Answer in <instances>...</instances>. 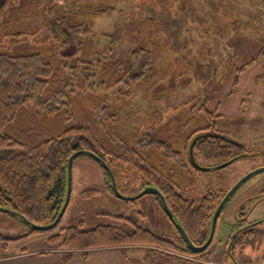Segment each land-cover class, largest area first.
Segmentation results:
<instances>
[{
  "label": "trees",
  "instance_id": "1",
  "mask_svg": "<svg viewBox=\"0 0 264 264\" xmlns=\"http://www.w3.org/2000/svg\"><path fill=\"white\" fill-rule=\"evenodd\" d=\"M146 2L148 1L20 0L17 4L10 5L6 20L16 16L7 25H18L16 27L19 28L0 33V206L21 213L35 224L50 225L56 220L65 201L66 165L74 152L88 150L100 156L112 169L117 182L120 175L117 166L121 165V161L126 162L131 156H138V153L141 155L137 149L130 151L129 143H123L125 145L119 147L123 144L114 141L109 136L110 132L105 129V123L90 112H97L100 107L105 110L102 105L106 101L111 102L112 96L130 95L132 90L144 84L147 66L150 65L147 61L156 54L152 47L162 50L163 46L166 49L162 52L169 55L170 48L161 42L155 43L153 39L155 35L162 34L166 42L169 39L166 34L168 30H161V22L154 23V20L149 25L143 21L140 11ZM154 3L161 4L158 8L165 12L171 9L173 2L162 0ZM218 5L220 9L226 10L225 16L229 17L231 9L223 2H218ZM134 12L136 16L133 15ZM110 21L113 24L107 23ZM194 21L189 27L195 31L192 39L196 40L200 28H195ZM218 21L222 26L219 27L221 31L224 26L223 18ZM28 23L30 24L27 25ZM105 23L107 27H104ZM132 31L135 33L132 34ZM144 40L145 44L141 46ZM121 46L131 49L130 53L123 55ZM188 60L191 62V59ZM180 62L183 65V61ZM250 65L248 63L238 69L235 86L239 84V73ZM256 83L264 90V74L256 78ZM117 101L112 100V104ZM79 104L93 109L84 108L83 113L85 110L90 111L86 112L84 120L74 118V123H71L73 119H67L65 122L69 124L56 135L49 136L47 130L33 131L30 128L32 120L26 129L31 133L20 130L22 113L31 114L32 110H36L38 114H56L66 109V114L70 116L72 110L78 109ZM203 112L214 116L207 109ZM192 119L187 120L185 125H178L170 140L156 142L150 135L142 137L137 147L145 151L143 154L149 155L147 158L158 163L149 164L144 158L147 163L142 167L135 166L144 186H156L162 192L184 230L189 235L202 238L207 231L211 214L226 193H210L199 205L191 203L180 194L181 184L188 183L187 173H191V168L196 173H202L191 163V141L198 137L193 145L197 163L198 158H203L216 161L219 166L244 157L232 153L234 144L224 140V134L205 132L206 130L189 135L183 133ZM102 129L106 131L105 136L100 133ZM102 170L111 191L108 174L103 168ZM98 193L97 190H88L82 193V197L90 198ZM164 215L166 216L165 213ZM122 219L132 223L135 228L130 231L111 225H101L90 230L66 227L61 229L60 234L50 237L49 242L64 251L61 264H69L75 253L90 249L116 248L128 259V247L145 251L143 264H194L167 254V251H174L195 255L188 248H179L173 240H169V236L137 226L128 218ZM36 233L41 232L30 229L25 236ZM0 240L17 239L0 236ZM209 255L202 256L201 259H210L211 254ZM83 258H87L86 254ZM128 260L130 263L140 264L137 260Z\"/></svg>",
  "mask_w": 264,
  "mask_h": 264
},
{
  "label": "rangeland",
  "instance_id": "2",
  "mask_svg": "<svg viewBox=\"0 0 264 264\" xmlns=\"http://www.w3.org/2000/svg\"><path fill=\"white\" fill-rule=\"evenodd\" d=\"M19 1L0 0V5L3 2L0 7V33L19 28L16 27L18 25H9L10 27L7 25L16 15L11 20H6L10 5ZM147 1L143 4L140 14L144 17L145 23L149 24L155 20L154 23L163 24L161 28L163 32L165 29L168 30L166 34L169 35V39L166 42L162 34L155 35L153 39L155 43L161 42L170 48L169 55L162 52L166 49L163 46L162 50L152 47L156 54L147 61L150 65L147 66L144 84L132 90L130 95L112 96L114 102L118 101L116 104H112V100L103 103L105 110L100 107L97 112L85 111L97 115L100 121L105 123V129L110 132L109 136L114 141L129 143L130 151L137 149L141 154L137 152L138 156L133 155L130 160L121 161V165L117 166L120 171L117 186L120 193L125 196H135L144 188V181L136 166L142 167L147 162L155 165L158 163L152 158H147L149 155L143 154L145 151L137 147L142 137L150 135L156 142L170 140L178 125H185L187 120L193 118L183 133L189 135L203 130L216 131L233 141L232 153L246 157L229 167L213 172L199 174L191 168V173H187L188 183L181 184L180 194L191 203L199 205L210 193L225 194L241 178L264 168V90L256 83V78L264 74V2L172 0L171 9L162 12L158 8L161 4L154 3L162 0ZM218 2L225 3L227 8L231 9L229 17L225 16L226 10L219 8ZM213 3L214 6H211ZM133 15L136 16V13ZM34 18L38 19V16ZM222 18L224 26L220 31L219 27L222 26L218 19ZM192 21L196 22L195 28H200L196 40L192 39L195 31L189 27ZM107 23L113 24L111 21ZM102 27L103 25L100 28ZM104 27H107L106 23ZM146 30L149 31V28ZM133 33L135 32L132 31ZM142 43L141 46L145 44V40ZM193 49L195 51H192ZM120 51L123 55H128L131 49L121 46ZM260 54L262 57H259ZM188 59H191L193 65ZM180 60L183 61V65L179 64ZM248 63L251 65L239 73V84L235 86L238 69ZM84 108L93 109L79 104L78 109L72 110L70 116L66 114L68 111L66 109L56 114H38L36 110H32L31 114L22 113L19 127L24 133H31L26 129L32 120L30 128L33 131L47 130L49 136L56 135L69 124L65 122L67 119H73L71 123H74V118L84 120L87 115L86 112L83 113ZM205 109L214 116L206 115L203 112ZM211 127L213 128L210 129ZM101 132L104 134L102 136H105L106 131L102 129ZM198 163L205 167L217 166L216 161H207L203 158H198ZM107 183L100 165L89 156H80L73 163L70 202L57 228L25 236L29 229L23 222L0 212V236L17 239L0 240V247L4 248H1L0 252L5 253L8 258L7 264L52 263L54 257H47L49 252L41 254L38 251L55 247L49 242L50 237L60 234L61 229L66 227L90 230L101 225H111L131 231L135 226L122 219L128 218L137 226L159 234L173 231V226L153 195L144 196L136 201H124L112 194ZM88 190H97L99 193L90 198H83L82 193ZM255 195H261L263 201L253 211L254 203L258 200L255 198L252 201ZM248 197L251 200L243 202ZM242 212L247 213L250 221L264 218V172L248 180L227 203L218 220L214 247L218 248L220 240L223 242L227 240L237 226L236 218L241 216ZM126 250L128 259L144 263V250L134 247H128ZM263 250L264 233L256 237L245 251L250 260L245 261L242 258L243 262L260 260ZM85 252L77 253L71 264H133L116 248ZM214 252V257L211 255V258L206 260L184 252L167 251V254L176 255L194 264H227L222 258V249H215ZM21 253H27V256L18 259L16 255ZM85 254L86 259L83 258ZM209 254L211 253L207 255L210 256Z\"/></svg>",
  "mask_w": 264,
  "mask_h": 264
},
{
  "label": "water",
  "instance_id": "3",
  "mask_svg": "<svg viewBox=\"0 0 264 264\" xmlns=\"http://www.w3.org/2000/svg\"><path fill=\"white\" fill-rule=\"evenodd\" d=\"M196 138H198V137H195L191 141V144L189 146V156H190V160H191L192 165L197 170H199L200 172H213L216 170H221L223 168L229 167L230 165H232L233 163H235L237 160L240 159L238 157V158L232 159V160L225 162V163H223L219 166H216V167L200 166L196 162V160L194 158V153H193V145H194L195 141L197 140ZM224 140L229 141L230 143H233V141H230L226 138ZM84 155L89 156L92 159H94L105 170V172L108 174V178H109V187H110L112 193L114 194V196H116L117 198L124 200V201L131 202V201L139 200V199H141L147 195L156 196L163 212L166 214V216L169 218V220L175 226V228L180 232L181 236L183 237V239L185 240V242L187 244V248L194 253H202V252L206 251L208 249V247L211 245L213 238H214L217 221H218L221 213L223 212L225 206L230 201V199L233 197V195L252 177H254L255 175H257L261 172H264V168H260L258 170H255V171L247 174L246 176L241 178L239 180V182H237V184H235L225 194V196L220 201L218 207L216 208V210L214 211V214L212 216L211 223H210L209 237H208L207 241L205 242V244L200 246V247H196L191 242L186 231L184 230V228L182 227L180 222L176 219L172 210L169 208L164 195L156 186L145 185L143 190L140 193H138L137 195L132 196V197L131 196H125V195L121 194L119 189H118V186H117L116 178H115L114 173H113L112 169L110 168V166L100 156H98L94 152H91L88 150H78V151L74 152L67 161V165H66L67 187H66L65 201H64V204H63L56 220L52 224L47 225V226H41V225L35 224V223L31 222L30 220H28L21 213L13 210L11 208L4 207V206H0V212L6 213L12 217L18 218L21 222H23L27 226V228L29 230L31 229V230L37 231V232H46V231H51V230L55 229L60 224L62 218L64 217L65 212H66L68 205H69V202H70V197H71V192H72V183H73V163L77 157L84 156ZM242 156L246 157V155H242Z\"/></svg>",
  "mask_w": 264,
  "mask_h": 264
},
{
  "label": "flooded vegetation",
  "instance_id": "4",
  "mask_svg": "<svg viewBox=\"0 0 264 264\" xmlns=\"http://www.w3.org/2000/svg\"><path fill=\"white\" fill-rule=\"evenodd\" d=\"M148 182H150V181H148ZM154 197H155V199H157L156 196H154ZM255 198H257L258 200H256L257 202L254 203L253 211L256 210L258 205L263 201L261 195H255L252 198V201ZM195 200L196 199H194V201ZM248 200L250 201L251 198L248 197L243 202H246ZM219 203H218V205H219ZM218 205H217V207H218ZM214 211L211 214L210 219L208 220L207 231L205 232L204 236H202V238L200 236L195 237V235H189L186 231L189 239L191 240V242L196 247H200V246L204 245L205 242L207 241V239L209 237V233H210V223H211V219H212V216L214 214ZM167 220L170 222V224L172 226H174L171 223V221L169 220V218H167ZM236 222H237V226L235 227L233 232L230 234V236L224 242L220 240L218 248H217L216 246L214 247V239L216 237L217 228H218V221H217L214 238H213L211 245L208 247V249L206 251H204L202 253H194L193 252L195 254L194 257L201 258L202 256H206L208 253H211V255H213V257H214L215 252L212 253L213 250L222 249L221 254H222V258L224 260V263L233 264V262H234L235 264H240L241 261L243 262L242 258H244L245 261L250 260L249 255H246L247 253H245V251L251 246L252 242L254 241V239L256 237H258L260 234L264 233V218H258V219H255L253 221H250L248 219L247 213L242 212L241 216L236 218ZM164 234L169 236V240L170 241L173 240L178 245L179 248L187 249V244H186L185 240L183 239L180 232L176 228H174L173 231H171L170 233H167V234L164 233ZM255 260L256 261L243 262L241 264H246V263L247 264H264V250L262 252V255L260 256V260H258V259H255Z\"/></svg>",
  "mask_w": 264,
  "mask_h": 264
},
{
  "label": "crops",
  "instance_id": "5",
  "mask_svg": "<svg viewBox=\"0 0 264 264\" xmlns=\"http://www.w3.org/2000/svg\"><path fill=\"white\" fill-rule=\"evenodd\" d=\"M5 247V246H4ZM2 246L0 247V250H1ZM4 249V248H2ZM93 250H97V249H90V250H86V252H90V251H93ZM4 252V250H3ZM39 253H46V252H49V255L47 257H54V261L50 264H61L62 263V254H63V250L59 247H53L51 249H47V250H44V251H38ZM85 252V253H86ZM77 253H80V252H77ZM77 253H75V255H77ZM37 255V254H36ZM74 255V257H75ZM25 256H27V253H21L19 255H16V257H18V259H21V258H24ZM74 257L73 259L70 261L69 264L72 263V261L74 260ZM8 262V258L6 257L5 253H1L0 252V264H7ZM34 264V263H32Z\"/></svg>",
  "mask_w": 264,
  "mask_h": 264
}]
</instances>
